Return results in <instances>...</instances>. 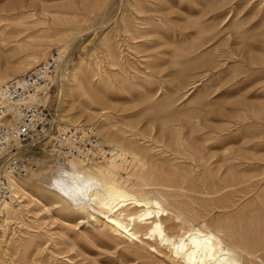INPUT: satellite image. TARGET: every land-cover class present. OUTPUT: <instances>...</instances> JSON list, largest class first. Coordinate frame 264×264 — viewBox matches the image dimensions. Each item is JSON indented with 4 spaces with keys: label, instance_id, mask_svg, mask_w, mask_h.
Listing matches in <instances>:
<instances>
[{
    "label": "rangeland",
    "instance_id": "374dc122",
    "mask_svg": "<svg viewBox=\"0 0 264 264\" xmlns=\"http://www.w3.org/2000/svg\"><path fill=\"white\" fill-rule=\"evenodd\" d=\"M56 52L53 122L138 157L115 178L166 211L170 243L247 237L264 264V0H0V88ZM24 154L35 168L17 183L0 264H180L137 220L147 207L79 209L73 156L47 141Z\"/></svg>",
    "mask_w": 264,
    "mask_h": 264
},
{
    "label": "bare ground",
    "instance_id": "6f19581e",
    "mask_svg": "<svg viewBox=\"0 0 264 264\" xmlns=\"http://www.w3.org/2000/svg\"><path fill=\"white\" fill-rule=\"evenodd\" d=\"M52 57H58V59L61 62L63 56L61 52H56ZM3 85H1V87ZM45 103H46V100H45ZM82 127H85V126H81L80 130H83L86 132L88 138H90L89 142L91 144L85 156L88 157V160L90 162H92L93 160H100L101 162H106V165L102 166L101 170L97 171V170H94L93 168L92 169L89 168L86 163L88 162L87 159L81 157V155H73V157L70 155L66 156V157H72L70 159V164L72 167L71 171L75 173V175L72 173L74 175L73 179L80 180L79 185L78 186L76 185L80 196L78 194L77 195L80 198L82 197L81 199L76 198V199L81 200V201H78L80 203H76L78 204V208L82 210L86 209L88 206H90V208H93L92 204H94L100 208H108L109 211H112V210L114 211V209L119 206H121L122 208L125 205V203L128 201H131L130 204H133L135 207L145 206L147 207L146 212L140 217L136 216L138 218L137 220H139L140 223L152 220L153 227H151V229L152 228L153 229L151 231L154 234V236H156L157 239H159L163 243H170L171 237L168 236L166 231L163 229V225H162V217L165 216L166 211L163 210L161 207H159L158 209H154L153 208L154 205L157 207L159 206V203L157 202L153 203L151 201L139 199L138 197L131 198V196L129 195L130 193L125 191L126 189L122 187V183L120 181L118 182V180L115 178V174L118 172V166H122L124 168L127 166L129 167L131 165L133 167V166H136V164L140 165L138 157L132 151H129L128 149H125L123 146H119L116 143L115 145H113L114 150L112 151L105 150L103 140H101L100 137L96 141L91 140L90 136L95 135V130L93 128L87 129V128H82ZM66 128L70 129L71 131L77 130V127H72V126H66ZM19 153H23V151ZM118 162H120V165L117 166L116 164H119ZM84 166H87V168H85ZM34 168L35 166L32 165L28 173L25 176H23L21 179H14V182L17 186L16 188L18 191L20 190L17 184L19 183L18 181L24 180L25 177L28 176V174H30V172ZM163 185L164 187L166 186L168 188L167 185L169 184L166 185L162 181V184H160V186L162 187ZM171 187L169 186V188ZM72 188L75 189V187H72ZM146 196L147 195H145V198H147ZM66 197L72 203H74L75 200H74L73 195L67 194ZM20 202L21 201H19V203ZM11 205H12L11 202H7L4 206V210L6 213V216L4 217L5 226H6L7 211L9 209H14L18 207V206L12 207ZM95 211H97V209H95ZM133 219L135 221L136 218H133ZM113 221L116 222L118 226L120 225L122 229L127 231L126 226L128 227V225L124 227L121 223H119L120 221L119 222H117L116 220H113ZM127 223L129 224V221ZM128 233H130V236H129L130 239L134 240L137 238L136 233L130 232V230L128 231ZM223 239H224L223 237L216 238L215 236L207 235L199 231L197 233H192V235H189L188 237L182 236L180 237V240L178 242L172 241L170 245L173 249L174 256L178 259V262L180 264H241V263L245 264V263H250L252 261L250 260L252 259V257H256V258L258 257L257 251L259 250V248L257 244L253 243L247 237L244 238V240L239 239L238 243L236 242V240L235 242H233L231 241V239H228V244H225V241ZM222 245L224 247H222ZM242 253H244L245 256H243Z\"/></svg>",
    "mask_w": 264,
    "mask_h": 264
},
{
    "label": "built area",
    "instance_id": "2783aa9c",
    "mask_svg": "<svg viewBox=\"0 0 264 264\" xmlns=\"http://www.w3.org/2000/svg\"><path fill=\"white\" fill-rule=\"evenodd\" d=\"M60 65L58 57H50L0 89V236L5 225V204L11 202L16 207L19 202L14 179H21L32 166L19 153L26 146L47 141L61 156L81 155L89 161L85 155L91 144L86 132L56 125L45 106ZM90 137L93 141L98 139L95 135Z\"/></svg>",
    "mask_w": 264,
    "mask_h": 264
}]
</instances>
